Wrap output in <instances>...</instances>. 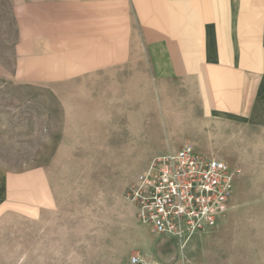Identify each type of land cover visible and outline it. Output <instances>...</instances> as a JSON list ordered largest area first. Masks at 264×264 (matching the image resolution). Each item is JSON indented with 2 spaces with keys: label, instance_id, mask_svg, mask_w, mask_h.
I'll use <instances>...</instances> for the list:
<instances>
[{
  "label": "rangeland",
  "instance_id": "rangeland-1",
  "mask_svg": "<svg viewBox=\"0 0 264 264\" xmlns=\"http://www.w3.org/2000/svg\"><path fill=\"white\" fill-rule=\"evenodd\" d=\"M178 23L179 0H0V264H264V129L164 77L196 55ZM185 144L238 173L231 209L182 245L125 195Z\"/></svg>",
  "mask_w": 264,
  "mask_h": 264
},
{
  "label": "crops",
  "instance_id": "crops-1",
  "mask_svg": "<svg viewBox=\"0 0 264 264\" xmlns=\"http://www.w3.org/2000/svg\"><path fill=\"white\" fill-rule=\"evenodd\" d=\"M178 25L196 55L164 77L194 79L211 116L264 129V0H179Z\"/></svg>",
  "mask_w": 264,
  "mask_h": 264
},
{
  "label": "built area",
  "instance_id": "built-area-1",
  "mask_svg": "<svg viewBox=\"0 0 264 264\" xmlns=\"http://www.w3.org/2000/svg\"><path fill=\"white\" fill-rule=\"evenodd\" d=\"M237 173L224 159L185 144L155 155L125 196L139 223L183 245L214 228L231 209ZM129 263L151 264L139 253L132 254Z\"/></svg>",
  "mask_w": 264,
  "mask_h": 264
}]
</instances>
